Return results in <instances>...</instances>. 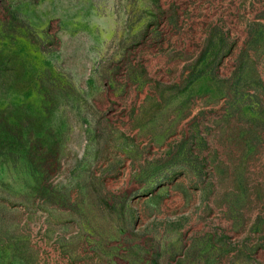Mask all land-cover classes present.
<instances>
[{"label": "rangeland", "instance_id": "374dc122", "mask_svg": "<svg viewBox=\"0 0 264 264\" xmlns=\"http://www.w3.org/2000/svg\"><path fill=\"white\" fill-rule=\"evenodd\" d=\"M0 264H264V0H0Z\"/></svg>", "mask_w": 264, "mask_h": 264}]
</instances>
